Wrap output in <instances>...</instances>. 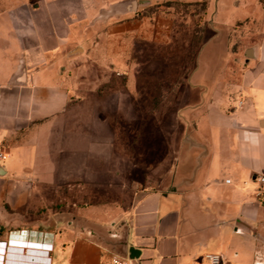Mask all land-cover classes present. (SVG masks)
Returning <instances> with one entry per match:
<instances>
[{"label": "crops", "instance_id": "0c3cea01", "mask_svg": "<svg viewBox=\"0 0 264 264\" xmlns=\"http://www.w3.org/2000/svg\"><path fill=\"white\" fill-rule=\"evenodd\" d=\"M2 15L9 26L0 32V264H109L104 245L39 212L46 191H53L42 178L39 147L48 134L72 124L81 107L68 76L82 57L72 53L73 21L49 7ZM249 24L259 37L242 50L231 42L221 73L193 80L198 62L189 71L186 131L171 189L142 191L131 207L105 215L71 208L101 223L125 217L137 264H208L204 254L210 251L225 264H264V201L254 179L264 173V7L260 22ZM215 28L217 37L222 29ZM21 60L23 78L13 81ZM235 66L238 75L231 80ZM71 153L65 170L55 169L62 176L54 185L60 194L63 177L79 174Z\"/></svg>", "mask_w": 264, "mask_h": 264}, {"label": "rangeland", "instance_id": "374dc122", "mask_svg": "<svg viewBox=\"0 0 264 264\" xmlns=\"http://www.w3.org/2000/svg\"><path fill=\"white\" fill-rule=\"evenodd\" d=\"M115 1L0 0L1 33L9 26L5 10L57 8L70 15L72 53L82 55L68 69L78 118L44 137L38 150L42 178L53 186L39 209L47 217L71 208L105 215L131 207L142 191L170 190L186 131L189 71L198 62L193 80L221 73L233 42L242 50L259 37L249 23L260 22L264 7V0H141L133 10L100 16ZM238 71L229 70L231 80ZM69 153L79 174L63 177L60 194L55 169L65 170Z\"/></svg>", "mask_w": 264, "mask_h": 264}, {"label": "water", "instance_id": "95a60500", "mask_svg": "<svg viewBox=\"0 0 264 264\" xmlns=\"http://www.w3.org/2000/svg\"><path fill=\"white\" fill-rule=\"evenodd\" d=\"M140 2L141 0H117L111 3L108 8H102L100 16H108L133 10ZM246 53L248 56L253 55V47H249ZM22 78L23 65L21 60L18 72L14 76L13 81L22 80ZM186 138L190 142H194L190 135H187ZM194 143L200 144L197 142ZM51 220L72 226L78 234L94 239L108 248L110 253L114 252L130 258H137L139 255V252H136L137 248L128 243L129 225L125 217L113 219L108 223H101L74 212L62 211L51 216Z\"/></svg>", "mask_w": 264, "mask_h": 264}, {"label": "built area", "instance_id": "2783aa9c", "mask_svg": "<svg viewBox=\"0 0 264 264\" xmlns=\"http://www.w3.org/2000/svg\"><path fill=\"white\" fill-rule=\"evenodd\" d=\"M242 100H239V103H241ZM5 154L0 152V158H4ZM254 179L258 181V185L256 187V194L258 198L261 201H264V187L262 184L264 183V173H257L254 176ZM226 181H230L229 178L226 179ZM204 257L208 261V264H225V262L222 260V257L220 253L218 252H206L204 254ZM136 258H130L128 256H122L118 253H110V259H109V264H137L136 263Z\"/></svg>", "mask_w": 264, "mask_h": 264}]
</instances>
